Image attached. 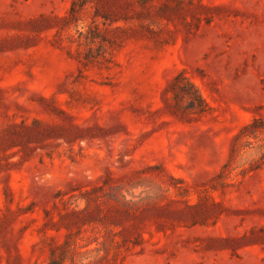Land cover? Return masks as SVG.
<instances>
[{"label": "rangeland", "instance_id": "374dc122", "mask_svg": "<svg viewBox=\"0 0 264 264\" xmlns=\"http://www.w3.org/2000/svg\"><path fill=\"white\" fill-rule=\"evenodd\" d=\"M75 1L0 0V264H264V0Z\"/></svg>", "mask_w": 264, "mask_h": 264}, {"label": "trees", "instance_id": "16d2710c", "mask_svg": "<svg viewBox=\"0 0 264 264\" xmlns=\"http://www.w3.org/2000/svg\"><path fill=\"white\" fill-rule=\"evenodd\" d=\"M85 2H86V0H82V1H75L74 3H73V6L71 7V9H70V11H69V14L73 17L74 15H76V14H78V12L82 9V7L85 5ZM191 88H193V89H195V87H194V85L192 84V83H190L189 81H188V83H187ZM196 95L198 96V98L201 100V96L198 94V91L196 90ZM252 125H254V124H251V125H249V126H247V128L248 127H250V126H252Z\"/></svg>", "mask_w": 264, "mask_h": 264}]
</instances>
